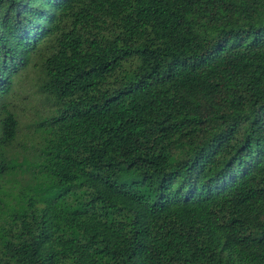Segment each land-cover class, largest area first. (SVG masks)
Listing matches in <instances>:
<instances>
[{
	"label": "trees",
	"instance_id": "obj_1",
	"mask_svg": "<svg viewBox=\"0 0 264 264\" xmlns=\"http://www.w3.org/2000/svg\"><path fill=\"white\" fill-rule=\"evenodd\" d=\"M0 264H264V0H0Z\"/></svg>",
	"mask_w": 264,
	"mask_h": 264
},
{
	"label": "rangeland",
	"instance_id": "obj_2",
	"mask_svg": "<svg viewBox=\"0 0 264 264\" xmlns=\"http://www.w3.org/2000/svg\"><path fill=\"white\" fill-rule=\"evenodd\" d=\"M27 85H29V84H27Z\"/></svg>",
	"mask_w": 264,
	"mask_h": 264
}]
</instances>
